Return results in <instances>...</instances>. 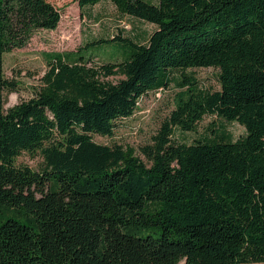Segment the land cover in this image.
<instances>
[{
    "label": "trees",
    "instance_id": "trees-1",
    "mask_svg": "<svg viewBox=\"0 0 264 264\" xmlns=\"http://www.w3.org/2000/svg\"><path fill=\"white\" fill-rule=\"evenodd\" d=\"M110 1L156 27L147 42L116 36L49 54L35 97L6 112L16 84L5 54L56 30L62 14L48 0H0V264L264 263V0ZM115 42L121 63L88 66L92 47ZM196 68L217 69L220 89L201 88L187 73ZM173 84L147 162L94 140ZM213 115L247 135L175 138ZM23 153L43 168L7 165Z\"/></svg>",
    "mask_w": 264,
    "mask_h": 264
},
{
    "label": "rangeland",
    "instance_id": "rangeland-1",
    "mask_svg": "<svg viewBox=\"0 0 264 264\" xmlns=\"http://www.w3.org/2000/svg\"><path fill=\"white\" fill-rule=\"evenodd\" d=\"M62 14L56 30H41L36 32L29 44L21 49H15L4 57V71L7 80L16 84V89L5 94V111L30 102L42 86V79L49 71L47 55L53 53H76L92 42L112 39L116 36L131 38L137 43H146L155 31L153 24L122 14L110 1L81 9L76 0H48ZM158 3V0H148ZM123 44L109 43L92 47L88 66H99L107 63H121L120 56ZM194 74L200 87L206 90H219V71L215 68H196L187 70ZM122 77L111 76L107 81L116 83ZM179 87L174 84L168 89L149 92L138 104L135 114L127 119L115 122L114 136H95L99 144L122 145L135 150V155L147 162L142 154V148L152 143L163 121L173 109V99ZM227 135L236 141L247 135L244 126L236 121H227L216 115L206 116L194 132L176 130L175 138L181 142L193 144L204 138H215L217 135ZM14 169L38 171L43 168V158L23 153L20 157L11 159L7 164ZM254 264V263H252ZM264 264V263H257Z\"/></svg>",
    "mask_w": 264,
    "mask_h": 264
}]
</instances>
